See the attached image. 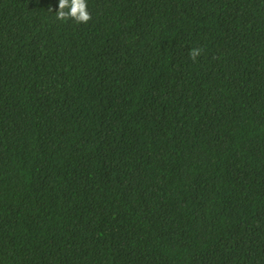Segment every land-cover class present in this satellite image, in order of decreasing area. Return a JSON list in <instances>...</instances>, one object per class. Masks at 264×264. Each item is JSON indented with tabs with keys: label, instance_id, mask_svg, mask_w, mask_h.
Instances as JSON below:
<instances>
[{
	"label": "trees",
	"instance_id": "trees-1",
	"mask_svg": "<svg viewBox=\"0 0 264 264\" xmlns=\"http://www.w3.org/2000/svg\"><path fill=\"white\" fill-rule=\"evenodd\" d=\"M58 2L0 0V264H264V0Z\"/></svg>",
	"mask_w": 264,
	"mask_h": 264
},
{
	"label": "clouds",
	"instance_id": "clouds-1",
	"mask_svg": "<svg viewBox=\"0 0 264 264\" xmlns=\"http://www.w3.org/2000/svg\"><path fill=\"white\" fill-rule=\"evenodd\" d=\"M51 11V10H50ZM59 21H74L76 24H86L92 19L88 10L87 0H59L58 10L55 11ZM200 48H192L189 57L193 61L201 54Z\"/></svg>",
	"mask_w": 264,
	"mask_h": 264
}]
</instances>
